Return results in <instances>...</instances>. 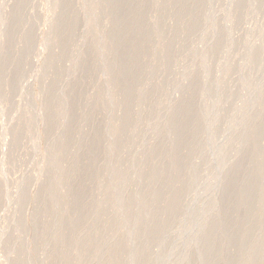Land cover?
I'll return each mask as SVG.
<instances>
[{"label": "rangeland", "instance_id": "1", "mask_svg": "<svg viewBox=\"0 0 264 264\" xmlns=\"http://www.w3.org/2000/svg\"><path fill=\"white\" fill-rule=\"evenodd\" d=\"M195 1L175 0L176 10L167 0H0V264H132L135 260L127 254L133 251L140 256L137 264H176L189 252L185 243L200 230V219L220 182L233 176L238 191L232 202L245 194L239 190L242 185L252 184L260 189L251 193L254 202L244 212L251 216L264 211L257 206L264 200V121L251 125L250 131L257 127L261 133L251 137L243 151L241 138L247 129L238 124L248 113H254L255 120L264 106L256 110L237 105L250 104L264 88V50L258 52L264 47L259 44L251 55L246 46L258 45L259 37L264 45V2L255 1L259 5L252 9L250 0H242V9L236 0ZM182 7L190 13L198 9L193 18L181 9L195 23L191 32L189 24L184 28L187 16L184 25L178 15V22L172 20L177 17L172 9L180 15ZM130 9L140 11L139 22L135 11L131 22ZM255 9L259 17L248 14ZM128 15L130 21L124 22ZM231 29L235 42L227 33ZM122 66L126 71H119ZM136 66L140 69L134 75ZM127 70L139 76L138 82L144 79L143 89ZM123 72H128L127 79L117 77ZM186 78L194 82L187 86ZM126 85L144 94L139 91L143 95L138 99L139 93L135 98L130 91L122 96L126 89L119 88ZM182 85L187 86L186 101L194 97L190 111L201 118L184 111L171 124L167 114L178 109V97L183 98L178 92L186 88ZM116 91L120 96L114 97ZM186 93L193 94L190 101ZM117 97L125 103L115 106ZM218 98L223 106L214 102ZM185 99L180 101L182 111L190 107ZM201 109L206 115L210 109L214 112L202 117ZM122 112L130 114L119 116L125 120L118 122ZM236 154L235 162L216 172L224 159ZM133 199L138 206L129 203ZM168 199L172 205L167 210H156ZM140 205L152 211L150 221L132 222L145 212ZM188 221L193 223L186 227ZM249 226L236 230L238 236L251 230L252 236L232 248L235 263L249 248V264L264 260L253 256L255 248L264 246V217L258 226ZM212 229L216 235L217 228ZM220 247L218 241L189 252L191 264H202ZM114 254L122 260L109 259Z\"/></svg>", "mask_w": 264, "mask_h": 264}, {"label": "bare ground", "instance_id": "2", "mask_svg": "<svg viewBox=\"0 0 264 264\" xmlns=\"http://www.w3.org/2000/svg\"><path fill=\"white\" fill-rule=\"evenodd\" d=\"M175 1V0H174ZM174 1L173 0H171L170 1V3H172V5L174 4ZM177 2H178V0H176ZM202 1V0H201ZM201 1H199L198 0V2H197V0L195 1V4H197V3H199V2H201ZM239 2V5H236V4H238V2ZM240 1H242V0H236V2L235 1H231V2H235L236 4H234V6L236 5V6H240V8L242 7V9H244L243 8V6H244V4L243 3H241V4H243V6L240 4ZM244 1V0H243ZM242 1V2H243ZM250 1H251V3H250ZM249 1V3L253 6L254 5V7H251L252 9L253 8H255V6H257L258 7V5L259 4H261V2L260 1H262V0H259V2L257 1V0H250ZM255 1H257L258 3L256 4H254V2ZM164 2H165V0H164ZM169 1L167 0V4H170V3H168ZM194 2V1H193ZM197 2V3H196ZM227 2L228 3H231L230 2V0L228 1L227 0ZM247 2V0L246 1H244V3H246ZM264 2V0L262 1V3ZM227 3V6L226 7H229L228 5H230V4H228ZM225 5H226V3H224ZM223 4V5H224ZM264 4V3H263ZM171 5V4H170ZM176 5V4H175ZM223 5L221 4V6H220V8L222 7L223 8ZM246 5V4H245ZM250 5V6H251ZM117 6V5H116ZM168 6V5H167ZM174 6V5H173ZM172 6V8H174L175 7V9H176V6H174L173 7ZM233 6V5H232ZM235 6V7H236ZM249 5H247V8H250V7H248ZM117 7H119V6H117ZM117 7H116V9H117ZM225 7V8H226ZM235 7H231V8H235ZM177 8H179V7H177ZM225 8H223V9H225ZM240 8H237V9H239L240 10ZM175 9H172L173 10V12H176L177 13V9L175 10ZM187 10L188 11V9H184L183 7L182 8H180V9H178V11L179 10ZM222 9V10H223ZM236 9V8H235ZM234 9V13H235V11H237L238 12V10H235ZM136 10H140V9H138V7H137V9ZM182 10L181 11H179L181 14H182V16H183V13H182ZM192 11L194 10V9H191ZM198 10V9H197ZM196 10V8H195V10H194V12L196 11V12H198ZM221 9H219V11H220ZM258 10V9H257ZM256 9L253 11L252 10V12L253 13H251V12H249L248 14H253V16H257L256 14H260V12H258ZM132 11V12H131ZM135 10L133 9H130V12H131V15H132V18L129 16V18L128 19H126V18H124L125 20H124V22H127V20H129L130 18V20H131V22H133L132 21V19L134 18V17H137L138 15H136L137 13L138 14H140L139 12L140 11H135ZM184 11V12H185ZM186 11V12H187ZM251 11V10H250ZM133 12L135 13V15L133 14ZM189 13H190V11H188ZM187 12V13H188ZM194 12H191L190 14H191V17H192V14L194 13ZM255 12H256V14H255ZM258 12V13H257ZM175 13V15L177 16H179V17H181L180 18V20L182 21V18H184L185 19V17L187 16V13H185V17L183 16H181V14L179 15V13L178 14H176ZM233 13V12H232ZM189 14V15H190ZM215 14V13H214ZM237 14V13H236ZM236 14H233V15H236ZM133 15H134V17H133ZM172 15V14H171ZM173 15H174V13H173ZM194 15H198V14H195L194 13ZM232 14H230V17L231 18H233L234 16H233ZM238 15V14H237ZM140 16V15H139ZM178 16L177 17H172V20L173 19H175V22H178ZM215 16V15H214ZM260 16V15H259ZM259 16H257V17H259ZM142 17V16H141ZM141 17H140V19H141ZM168 17H170L171 18V16H168ZM196 16H194V18H195ZM227 17H228V15H227ZM226 17V20L228 19ZM247 17V16H246ZM250 17V16H249ZM252 17V16H251ZM250 17V18H251ZM189 17L187 16V18H186V20H184L185 22H187V20L189 21V23H185V22H181L180 23V20H179V24H183V23H185V26H184V28H186V25L187 24H189V26L191 27V24H190V20H191V22H192V25L194 26L195 25V23H193L194 21H192L193 19H191V18H189ZM193 18V17H192ZM236 19H237V16L235 17ZM248 18V17H247ZM254 18V17H253ZM256 18V17H255ZM135 19V18H134ZM133 19V20H134ZM137 19V21L139 20V17H137L136 18ZM135 19V20H136ZM235 19V20H236ZM123 20V19H122ZM122 20H120V22H121V24L123 23L122 22ZM129 20V21H130ZM229 20H231L230 18H229ZM228 20V21H229ZM247 20V19H246ZM170 21V20H169ZM174 21V20H173ZM232 21H234V20H232ZM136 22V21H135ZM139 22V21H138ZM138 22H137V24H138ZM168 22V21H167ZM170 23V22H169ZM229 23H231V21H229ZM228 23V24H229ZM120 24V25H121ZM172 24H173V22H172ZM175 24V23H174ZM123 25V24H122ZM124 25H126V24H124ZM123 25V26H124ZM184 25V24H183ZM230 26H231V24H229ZM115 26H116V24H115ZM118 26H119V23H118ZM118 26H116L118 29H119V27ZM173 26H178V25H173ZM189 26H188V29H189V31L191 32V31H193V30H195L194 28H195V26L193 27V28H191V30H190V28H189ZM121 27V26H120ZM179 27H181V26H179ZM179 27H176L177 29L179 28ZM117 28H114L113 27V29H117ZM175 28V29H176ZM184 28H183V30H184ZM231 28H232V26H231ZM117 29V30H118ZM187 29V28H186ZM193 29V30H192ZM216 29V28H215ZM214 29V30H215ZM229 29V28H228ZM260 29H262V28H259V30ZM164 30V29H163ZM181 30V29H180ZM179 30V31H180ZM218 30V29H217ZM217 30H215V32L217 31ZM233 29H231V30H228V34H229V32L232 34V31ZM259 30H258V32H259ZM168 31L169 32H171L170 31V29H168ZM178 31V32H179ZM261 31V30H260ZM168 32V33H169ZM213 33H214V31H212ZM218 32V31H217ZM226 32V31H225ZM234 32V31H233ZM173 33V32H172ZM236 34V33H235ZM259 34V33H258ZM257 34V35H258ZM128 35V34H127ZM126 35V36H127ZM233 36H231V38L233 37V39H231L230 38V40H233L234 42L235 41H237V36H234V33L232 34ZM126 36H124L125 38H126ZM131 36H133V35H131ZM130 37V36H129ZM234 37H236L235 39H234ZM131 38V37H130ZM251 38V37H250ZM250 38H248L249 40H250ZM254 39H255V37H253ZM124 39V38H123ZM129 38H127L126 40H128ZM253 39V40H254ZM260 39V40H259ZM232 41V42H233ZM251 41H252V39H251ZM256 41V40H255ZM258 41H262L261 40V38L259 37L258 38ZM258 41L256 42L258 45H256V44H252V45H247L246 44V46H247V50H249V51H252L251 52V55H252V53H253V50H254V48L255 47H257V46H259V44H262L261 46H259L260 48H262V46L264 47V45H263V43H258ZM229 42H231V41H229ZM231 44V43H230ZM230 44H229V46H230ZM251 44V43H250ZM217 45V44H216ZM232 45V44H231ZM250 48H249V47ZM134 49V48H133ZM136 49V48H135ZM141 49H143V48H141ZM140 49V50H141ZM245 50H246V47L244 48ZM138 50V48L136 49V51ZM228 50H229V48H228ZM245 50H243V51H245ZM256 50V49H255ZM263 50H264V48L262 49V51H261V49H260V51H258V52H263ZM134 51V50H133ZM243 51H242V53H241V51L239 52V53H241V54H239L240 55V57H241V55L243 54ZM248 51V52H249ZM248 52H247V54H248ZM256 52V51H255ZM257 52V53H258ZM134 53H135V51H134ZM162 53H165V52H162ZM161 53V54H162ZM168 53V52H167ZM245 53V52H244ZM135 54H137V53H135ZM139 54V53H138ZM250 54V53H249ZM248 54V55H249ZM254 54V53H253ZM155 55V54H154ZM168 55H169V53H168ZM168 55H166V53L164 54V56H168ZM204 55V54H203ZM207 55V54H206ZM238 55V56H239ZM244 56V54L242 55V57ZM246 56V55H245ZM244 56V57H245ZM163 57V56H162ZM243 57V58H244ZM262 57V56H261ZM263 57H264V54H263ZM261 58V61H262V59H264V58ZM205 58V57H204ZM209 58V57H208ZM207 58V56H206V58H205V61H206V59H208ZM120 60V59H119ZM123 60L124 59H122V62H123ZM133 60H135V59H133ZM126 61H128V60H126ZM200 61H203V62H205L204 61V59L202 58V60H201V58H200ZM208 61V60H207ZM121 62V61H120ZM128 62H130V60L128 61ZM132 62V61H131ZM129 63V64H131L132 65V63ZM134 62H136V61H134ZM133 62V63H134ZM262 62H264V61H262ZM124 63V62H123ZM137 63V62H136ZM124 64H127V62L126 63H124ZM123 64V65H124ZM129 64H127L128 66H129ZM135 64V63H134ZM138 64H139V66H140V62L138 61ZM137 64V65H138ZM127 65H124V67L127 69ZM136 65V64H135ZM230 66V65H229ZM124 67L122 66V68H121V70H119L120 72H122V70H124V71H126L125 69H124ZM133 67H134V65H133ZM133 67L131 68V69H133ZM141 67V66H140ZM140 67H135L134 68V70H132L133 71V74L135 75V73H134V71H135V69L137 70V69H140ZM159 68L161 67V66H158ZM158 67H156V70L159 72V68ZM162 67H163V65H162ZM158 68V69H157ZM165 68H166V66H165ZM128 69L129 70H131L129 67H128ZM153 69H155V67L153 68ZM152 68H151V70H153ZM129 70H127L128 72V74L127 73H125V72H123V73H125V74H119V73H117V77H118V75H124V77L127 79L128 77H126V74L129 76L130 74H132V71L130 72ZM151 70H148L147 69V72L149 71V72H153V71H151ZM161 70V69H160ZM118 71V72H119ZM164 71V70H163ZM117 72V71H116ZM154 72H156L155 70H154ZM153 72V73H154ZM116 74V73H115ZM132 74V75H133ZM157 74H159V73H157ZM192 74V73H191ZM134 75H133V77L130 75L129 77L130 78H134ZM188 75V74H187ZM187 75H182L184 78L187 76ZM194 75V74H193ZM188 76H190V74L188 75ZM136 78L137 77H139V76H135ZM182 77V78H183ZM251 77V76H250ZM262 77H263V75H262ZM118 78H120V76L118 77ZM136 78H134L135 79V81L136 82H138V80H136ZM141 78V77H140ZM182 78L180 79V81H182ZM184 78H183V80H184ZM187 78H189V77H187ZM186 78V80H189V81H187L186 83L188 84H186L187 86H189V83L191 84L192 82H194V80L192 81L191 80V78L193 79V77H191L190 79H187ZM252 78V77H251ZM138 79V78H137ZM195 79V78H194ZM129 81H130V79H128ZM142 80H144L143 78L142 79H140V81L141 82H138V83H140L139 84V86H140V88L139 89H143V88H141L143 85H144V82L145 81H142ZM252 80V79H251ZM250 79H246L245 81H251ZM132 82H133V79L131 80ZM135 81L132 83V84H136V85H138L137 83H135ZM179 81V82H180ZM178 82V83H179ZM248 82V83H249ZM154 83V81H152V84ZM157 83V82H156ZM162 83V82H161ZM178 83H176V84H178ZM127 84L129 85L130 84V82H127ZM141 84H142V86H141ZM151 84V85H152ZM183 84V83H182ZM243 84H245V82L243 83ZM246 84H247V82H246ZM136 85H135V87H136ZM154 85V86H153ZM152 85V87L154 88V87H156L155 85V83ZM157 85H158V83H157ZM160 85V84H159ZM158 85V86H159ZM186 85H182L180 88L181 89H183L182 87H186V88H184L181 92H178V93H181L182 94V96H183V98H184V92H187V86ZM263 85V87H264V84H262ZM262 85H261V87H262ZM163 86V85H162ZM176 86H180V84H178V85H175V87ZM131 88H133V86H130ZM138 87V86H137ZM134 88V89H138V88ZM244 87H246V85L244 86L243 85V89H244ZM160 88V87H159ZM179 88V87H178ZM179 88V89H180ZM193 87H191V88H189V89H191L190 91H193V90H195L196 92V94H197V90L196 89H192ZM213 88V87H212ZM215 88V87H214ZM213 88V89H214ZM120 89V91H122V89H126V91L125 90H123V91H125L124 92V94L122 95V93H121V95L122 96H125V95H127L128 93H130L131 92V94H135L136 95V93L138 94L139 93V96L137 97V95L135 96H131V97H137L136 99H138L139 97H141L140 95H143L144 93L141 91V90H139V91H141L143 94H140L141 92H134V91H130V88L126 85V86H124V87H121V88H119ZM127 89H128V91H127ZM175 89H177V88H175ZM178 89V90H179ZM180 89V90H181ZM185 89H186V91H185ZM213 89H211L210 88V91H213ZM261 89V90H260ZM116 90H117V88H116ZM179 90V91H180ZM244 90H246V88L244 89ZM130 91V92H129ZM184 91V92H183ZM189 91V90H188ZM209 91V92H210ZM215 91V90H214ZM258 91H260L259 93H257V96H255V100L253 101V99L250 101L251 103L249 104H246L245 103V105L244 104H241L240 105V103L239 104H237V101H241V98L239 99V100H237L236 101V103L235 104H237V105H239L240 106V108H250V109H256V107L257 108H261V107H263L264 106V88H259L258 89ZM257 91V92H258ZM118 92H119V90H118ZM183 92V93H182ZM208 92V93H209ZM125 93H127V94H125ZM207 93V95H210V94H213L212 92L211 93H209L208 94ZM116 94H118L119 96H120V94L119 93H117V91H116V93L114 94V97H115V95ZM192 94V93H191ZM204 94V93H203ZM117 95V96H118ZM178 96H179V94H177ZM190 95V94H189ZM193 95V94H192ZM192 95H190L191 97H192ZM206 94H205V96H207ZM244 95H246V94H244ZM129 96H130V94H129ZM175 96V95H174ZM190 96H188L187 97V93H186V95H185V97H187L188 98V100L190 99L189 97ZM204 96V97H205ZM177 96H175V97H173L172 96V100H174L175 98H176ZM211 97V96H210ZM119 97H117L116 98V102H115V100H114V104H115V106H117L118 104H117V102L119 103V106L121 105V103H123V101H122V97L121 98H119ZM125 98H127V97H123V99H125ZM129 98V103H132V101L130 100V97H128ZM179 98V100L181 101V99H182V101L185 99H183L182 97L180 98V96L178 97ZM195 98H196V96H195ZM202 99H204L203 98V96L201 97ZM206 98V97H205ZM208 98V97H207ZM115 99V98H114ZM131 99H134V98H131ZM177 99V98H176ZM194 99V97L192 98V100ZM210 98H208V100H209ZM220 98H218L217 99V101L215 100L214 102H220V101H218ZM119 100H121L120 102H119ZM170 100H171V98H170ZM192 100H191V102H192ZM205 100V99H204ZM203 100V101H204ZM207 100V99H206ZM205 100V101H206ZM222 100V99H221ZM244 100H246V99H244ZM243 99H242V102L244 101ZM176 100H174V102H175ZM180 101L178 102V100H177V105L176 104H174V105H176V107L180 104V105H182V102L180 103ZM185 101H186V99H185ZM190 101V100H189ZM194 101V100H193ZM195 101H196V99H195ZM239 101V102H240ZM246 101H248V100H246ZM248 101V102H249ZM253 101V102H252ZM168 102V101H167ZM171 102V101H170ZM173 102V101H172ZM173 102V103H174ZM188 104V106H190L191 104V102H188V101H186ZM224 102L226 103V100H224ZM241 102V103H242ZM245 102V101H244ZM125 103V102H124ZM123 103V104H124ZM220 103H222V104H220V105H222L223 106V100L220 102ZM117 104V105H116ZM127 104H128V102H127ZM171 104V103H170ZM170 104H168V105H170ZM183 104H185V103H183ZM190 104V105H189ZM214 104V103H213ZM218 104V103H217ZM131 105V104H130ZM178 106L177 108L178 109H174V107H173V109L172 110H170V112H168V114H167V120L168 121H170L171 122V124H175L176 122V119L178 118V117H181V114L180 113H184V111L186 112V113H188L190 110H191V106L189 107V110H188V106L186 107L187 108V110L185 109V110H183L182 111V106H184V105H182V106ZM192 105H193V102H192ZM219 105V106H220ZM235 106V107H239V106ZM118 106V107H119ZM123 107V105L121 106V108L120 109H123V112H124V109L127 107H129V104L128 105H126V107H125V105H124V108H122ZM175 107V108H176ZM181 108V110H179L180 108ZM234 107V108H235ZM255 107V108H254ZM194 108V107H193ZM217 108H219V107H217ZM216 108V109H217ZM221 108V107H220ZM132 109V108H131ZM130 108L127 110L128 112H129V110H131ZM183 109H184V107H183ZM204 109H208L207 107H205ZM215 109V112L217 111ZM236 109V108H235ZM234 109V110H235ZM118 110V109H117ZM126 110V109H125ZM201 110H203V109H201ZM211 110L212 109H210V110H208V111H210L211 112ZM238 110H240L239 108H238ZM237 109L235 110V111H238ZM257 110V109H256ZM259 110V109H258ZM122 111V110H121ZM120 111V112H121ZM192 111V110H191ZM190 111V115L192 114H194L193 115V117H198L199 119L201 118V117H199V116H197V114H195V113H192ZM208 111H207V115L205 116L204 114H203V112H204V110L201 112L203 115H202V117H208L209 115H210V113H208ZM213 112H214V110H212ZM218 111H222V108H221V110H218ZM218 111H217V114L219 115V114H221V113H218ZM122 112V115L124 114ZM132 111H130V113H131ZM193 112H194V109H193ZM130 113H125L124 115H127V114H130ZM196 113H200V112H196ZM212 113V112H211ZM179 114H180V116H179ZM189 114H187V115H189ZM209 114V115H208ZM222 114H223V112H222ZM221 114V115H222ZM249 115L248 116H244V117H241V118H239V120H240V122L238 121V124L240 125V124H242L243 126H245L246 127V131L244 132V134H243V136H242V138H241V141H242V143H243V146H241V151H243L247 146H248V143H250L251 142V137H253L255 134H257V133H261V131H260V128H257V127H254V129L252 130V131H250V129L253 127V126H251V125H257V124H261V122H263L264 121V113H259L258 114V116L256 117V115H255V117H256V119L255 120H253L254 118H253V115H254V113H248ZM255 114H257V113H255ZM124 115L123 116H121V113H119V115H118V122H120L121 120L123 121V120H125V119H121L120 117H124ZM189 115V116H190ZM191 115V116H192ZM200 116H201V114H199ZM214 115H215V117H217L216 116V114L214 113ZM213 115V116H214ZM221 115H219V116H221ZM120 116V117H119ZM176 116H178V117H176ZM186 118L188 117V116H186V114L184 115ZM190 116V117H191ZM223 116V115H222ZM221 116V117H222ZM126 117H128V116H125V118ZM215 117H213V119H216ZM221 117H218V118H221ZM121 120H120V119ZM237 118V117H236ZM235 117L233 118V119H235V120H237ZM253 118V119H252ZM178 119H180V118H178ZM183 119V118H182ZM192 119H194V118H192ZM199 119H195L196 120V122H195V124L197 123V120H199ZM120 120V121H119ZM166 120V121H167ZM188 121H190V119H189V117H188V119H187ZM185 121V123L184 124H186V122H187V124H188V121ZM194 120V121H195ZM217 120V119H216ZM215 120V121H216ZM235 120H233L234 122H235ZM232 121V122H233ZM143 122V121H142ZM178 122V121H177ZM192 122V124H194L193 123V121H191ZM169 123V122H168ZM236 123H237V121H236ZM236 123H233L234 125H237ZM194 124V125H195ZM198 124V123H197ZM186 127H187V125H186ZM173 133H175V129H174V131H173ZM239 156V154H236V155H233V156H230V157H227L226 159H224L223 160V163L221 164V166H220V168L216 171V172H219V171H222V168L225 166V165H227V164H229V163H233V162H235L236 160H237V157ZM253 172H255V171H252L251 173L253 174ZM250 173V172H249ZM213 174V173H212ZM217 174V173H216ZM235 184H236V179H235V177L233 176V177H230V178H225L224 180H222V182H220V184H219V186H218V189L216 190V192L212 195V197H211V199H210V203H209V208H208V210L202 215V217H201V219H200V227H199V231L187 242V243H185V248L190 252V253H194L193 251H198V250H201V249H203V248H205V246L207 247V246H209V245H211V244H214V243H216V242H218V241H220L221 242V247L220 248H218V249H216L215 248V250L210 254V255H208L206 258H204L201 262H202V264H216V262L218 261V260H220V259H223L224 260V262H225V264H249L250 262L247 260V259H245L246 257H248V256H250V252H251V249L249 248V249H247L245 252H243V254H242V257H244L243 259H242V261L241 262H239V263H235L234 262V259L236 258V256H237V252H235L236 250H233L234 252H232V248L233 247H238V246H240V245H242V244H244V243H246L247 242V240L252 236V231L250 230V231H246L245 232V234H243L242 236H238L237 234H236V230L238 229V228H242V227H245V226H248V225H250L249 227H250V229H252V228H254V227H256V226H258L259 225V223H260V221H261V219L264 217V211H259L258 213H255V214H253V215H247L245 212H244V207H247L248 205H252V203L254 202V199L251 197V193H253V192H256L258 189H260V188H256V187H254V185H252V184H248V183H246L245 185H242L240 188H239V190H242L245 194L244 195H242V198H240V199H238V200H236V202L235 203H233L232 202V199L234 198V194H236L237 193V191H238V189H236L234 186H235ZM236 189V190H235ZM171 197V196H170ZM171 198H173V197H171ZM176 200V199H175ZM174 200V201H175ZM133 201V203L135 202V203H139V201L137 200V199H133V200H131L129 203H131ZM128 202H127V204H129ZM134 203V204H135ZM136 204L137 206L139 205V204ZM166 203V202H165ZM164 203V204H165ZM171 203V199H168V201H167V204L166 205H164V206H162V205H159V207H157L156 206V210H157V208H159V210L162 208V209H164L166 206H167V208H165L166 210L168 209V204H170ZM170 205H172V204H170ZM141 206V208H142V210H144L145 212L143 213V214H141L140 216H138L137 218H135L132 222H138V221H147V219L151 216V214H152V211H148V206H143V205H140ZM257 206H258V208H261L262 206H264V200L263 201H260V202H257ZM151 207V206H150ZM149 207V208H150ZM155 207V206H154ZM161 207V208H160ZM151 210H153V208L151 209ZM155 210V208H154V210H153V212L154 211H156ZM158 210V211H159ZM161 211V210H160ZM157 212H155L154 213V215L156 214ZM159 213V212H158ZM157 213V214H158ZM153 215V216H154ZM249 216V217H248ZM129 217V214L126 212V213H124V218L125 219H127ZM251 217V218H250ZM149 219H151V218H149ZM148 219V220H149ZM150 221V220H149ZM249 222H252V224L250 223V224H248ZM192 223H193V221H188L187 223H186V227L187 226H191L192 225ZM194 223H195V221H194ZM248 224V225H247ZM216 227L217 229V234L215 235V233H214V231H213V229H212V227ZM213 240H215L214 242H213ZM235 249V248H234ZM189 252H187V254H185L184 256H182V258L176 263V264H191L192 263V261H193V259H192V257L191 256H189L188 254H190ZM128 254H130V255H128ZM127 254V256L130 258L131 257V259H133V260H135V261H133V262H131L132 264H137V262H136V260L137 259H140L139 257V254H138V252L136 253V252H131V253H128ZM142 254V252H140V255ZM115 256V254L113 255V257L111 256V257H109V259H111V258H113V259H111V260H114V258L116 257H114ZM118 257H121L122 258V256H119V255H117ZM126 256V257H127ZM253 256H255L256 258H261V260L262 259H264V246L263 247H260V248H255V250H254V254H253ZM125 257V258H126ZM127 257V258H128ZM121 258H119V259H121ZM160 258H163L162 256L161 257H158V260L160 261L161 259ZM108 259V260H109ZM118 259V260H119ZM123 259H124V257H123ZM141 259H142V257H141ZM111 260H109V261H111ZM117 260V257L115 258V260L114 261H116ZM118 260H117V262H118ZM122 260V259H121ZM163 260V259H162ZM161 260V261H162ZM113 262V261H112ZM116 262V263H117ZM122 262V261H121ZM120 263V262H119ZM264 264V260H263V262H261L260 261V264ZM138 264H139V262H138Z\"/></svg>", "mask_w": 264, "mask_h": 264}]
</instances>
